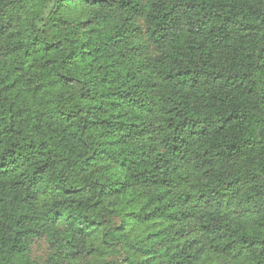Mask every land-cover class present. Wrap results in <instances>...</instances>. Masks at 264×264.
I'll return each mask as SVG.
<instances>
[{
	"label": "trees",
	"instance_id": "1",
	"mask_svg": "<svg viewBox=\"0 0 264 264\" xmlns=\"http://www.w3.org/2000/svg\"><path fill=\"white\" fill-rule=\"evenodd\" d=\"M0 264H264V0H0Z\"/></svg>",
	"mask_w": 264,
	"mask_h": 264
}]
</instances>
